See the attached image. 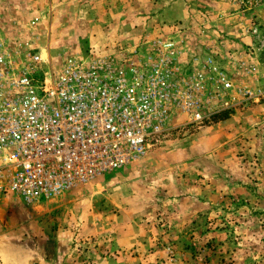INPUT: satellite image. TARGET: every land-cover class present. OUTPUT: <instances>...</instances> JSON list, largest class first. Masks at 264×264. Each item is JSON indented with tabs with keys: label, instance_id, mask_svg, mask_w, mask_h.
I'll list each match as a JSON object with an SVG mask.
<instances>
[{
	"label": "rangeland",
	"instance_id": "rangeland-1",
	"mask_svg": "<svg viewBox=\"0 0 264 264\" xmlns=\"http://www.w3.org/2000/svg\"><path fill=\"white\" fill-rule=\"evenodd\" d=\"M0 33L54 62L172 36L233 103L56 196L2 188L0 264H264V0H0Z\"/></svg>",
	"mask_w": 264,
	"mask_h": 264
},
{
	"label": "built area",
	"instance_id": "built-area-1",
	"mask_svg": "<svg viewBox=\"0 0 264 264\" xmlns=\"http://www.w3.org/2000/svg\"><path fill=\"white\" fill-rule=\"evenodd\" d=\"M179 44L145 36L126 52L54 62L0 33V190L26 202L56 196L143 157L182 122L227 110L220 67L202 65L207 76L182 64Z\"/></svg>",
	"mask_w": 264,
	"mask_h": 264
},
{
	"label": "trees",
	"instance_id": "trees-1",
	"mask_svg": "<svg viewBox=\"0 0 264 264\" xmlns=\"http://www.w3.org/2000/svg\"><path fill=\"white\" fill-rule=\"evenodd\" d=\"M227 117V111H221L213 116L214 119H222Z\"/></svg>",
	"mask_w": 264,
	"mask_h": 264
},
{
	"label": "water",
	"instance_id": "water-1",
	"mask_svg": "<svg viewBox=\"0 0 264 264\" xmlns=\"http://www.w3.org/2000/svg\"><path fill=\"white\" fill-rule=\"evenodd\" d=\"M43 55H44V57H47L48 56L46 50H43Z\"/></svg>",
	"mask_w": 264,
	"mask_h": 264
}]
</instances>
